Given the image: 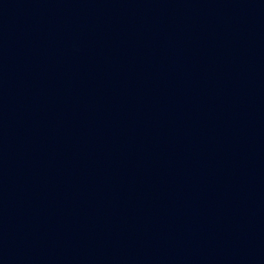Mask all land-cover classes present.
Returning <instances> with one entry per match:
<instances>
[{
  "label": "water",
  "instance_id": "water-1",
  "mask_svg": "<svg viewBox=\"0 0 264 264\" xmlns=\"http://www.w3.org/2000/svg\"><path fill=\"white\" fill-rule=\"evenodd\" d=\"M0 264H264V0H0Z\"/></svg>",
  "mask_w": 264,
  "mask_h": 264
}]
</instances>
